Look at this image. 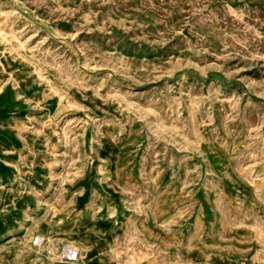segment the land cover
I'll return each instance as SVG.
<instances>
[{
    "label": "rangeland",
    "instance_id": "1",
    "mask_svg": "<svg viewBox=\"0 0 264 264\" xmlns=\"http://www.w3.org/2000/svg\"><path fill=\"white\" fill-rule=\"evenodd\" d=\"M0 264H264V0H0Z\"/></svg>",
    "mask_w": 264,
    "mask_h": 264
},
{
    "label": "built area",
    "instance_id": "2",
    "mask_svg": "<svg viewBox=\"0 0 264 264\" xmlns=\"http://www.w3.org/2000/svg\"><path fill=\"white\" fill-rule=\"evenodd\" d=\"M77 256V252L72 247H64L60 252L61 261H73Z\"/></svg>",
    "mask_w": 264,
    "mask_h": 264
},
{
    "label": "bare ground",
    "instance_id": "3",
    "mask_svg": "<svg viewBox=\"0 0 264 264\" xmlns=\"http://www.w3.org/2000/svg\"><path fill=\"white\" fill-rule=\"evenodd\" d=\"M5 62H6V61H5ZM12 70H13V69H12ZM83 104H84V103H83ZM83 104H82V105H83ZM53 107H54V106H53Z\"/></svg>",
    "mask_w": 264,
    "mask_h": 264
}]
</instances>
